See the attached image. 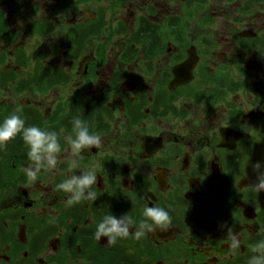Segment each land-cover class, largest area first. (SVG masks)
<instances>
[{
    "label": "flooded vegetation",
    "instance_id": "flooded-vegetation-1",
    "mask_svg": "<svg viewBox=\"0 0 264 264\" xmlns=\"http://www.w3.org/2000/svg\"><path fill=\"white\" fill-rule=\"evenodd\" d=\"M62 2L34 22V46L9 48L10 23L2 36L15 34L0 46V123L19 110L61 152L29 181L22 135L0 147V264H248L264 240L250 179L264 161V0ZM73 117L102 138L76 168ZM93 166L97 198L66 207L53 189ZM148 206L169 212L167 230L95 238L105 215L139 222Z\"/></svg>",
    "mask_w": 264,
    "mask_h": 264
},
{
    "label": "clouds",
    "instance_id": "clouds-1",
    "mask_svg": "<svg viewBox=\"0 0 264 264\" xmlns=\"http://www.w3.org/2000/svg\"><path fill=\"white\" fill-rule=\"evenodd\" d=\"M18 111L13 112L0 123V147L6 146L17 135H22V139L29 149L27 156L30 161L27 167L22 168V171L29 181H35L42 169L48 171L56 168L61 144L56 131L42 129L35 125L25 126V121L17 114ZM71 123L72 134L65 136L64 139L69 145L73 157L71 168H76L79 167L78 160L82 151L84 149H99L102 138L100 135L91 133L87 123L79 117H73ZM251 167V173L254 174L250 177L251 182L256 191L264 192V161L257 160ZM96 183L97 173L93 166L82 170L77 175H70L58 183L53 191L67 193L68 198L65 206L71 207L83 200L94 201L97 196L92 191V186ZM142 215L143 218L139 222L129 212L120 216L105 215L96 225L95 238L100 240L102 237H106L109 245H115L118 239L128 238L132 232L134 238L140 240L146 232H153L154 226L161 230H167L172 222L169 212L162 207H145ZM223 227L226 233L225 238L229 241V248L235 253L240 247L235 226L224 225ZM252 253L248 264H264V240L253 245Z\"/></svg>",
    "mask_w": 264,
    "mask_h": 264
},
{
    "label": "rangeland",
    "instance_id": "rangeland-1",
    "mask_svg": "<svg viewBox=\"0 0 264 264\" xmlns=\"http://www.w3.org/2000/svg\"><path fill=\"white\" fill-rule=\"evenodd\" d=\"M62 3V0H0V9L5 11L4 15L11 24L10 30L18 31L15 39L10 41L13 43L10 44L9 48L18 43L24 44L26 48L30 44L34 46L33 36L27 34L29 27L35 20H51L50 14L55 13L53 11L64 9ZM64 37L66 40V35ZM5 39V37L0 36V45L6 43ZM44 40L48 43L50 37Z\"/></svg>",
    "mask_w": 264,
    "mask_h": 264
}]
</instances>
